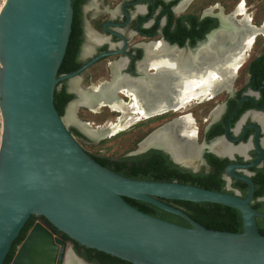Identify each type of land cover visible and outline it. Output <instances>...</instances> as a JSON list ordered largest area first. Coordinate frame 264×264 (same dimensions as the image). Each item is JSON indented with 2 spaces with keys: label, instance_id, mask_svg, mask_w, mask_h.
<instances>
[{
  "label": "water",
  "instance_id": "1",
  "mask_svg": "<svg viewBox=\"0 0 264 264\" xmlns=\"http://www.w3.org/2000/svg\"><path fill=\"white\" fill-rule=\"evenodd\" d=\"M71 2L7 0L0 12V264L33 215L45 217L90 248L132 264H264V234L250 204V179L251 193L244 200L178 181L127 178L96 162L70 132L67 124L86 130L79 118L64 120L55 106L71 32ZM234 15L228 17L239 22ZM256 27L257 36H264V20ZM158 148L179 163L171 151ZM125 196L185 217L192 226L145 213ZM161 199L236 208L243 213L244 230L209 229ZM69 256L78 257L67 241L37 221L10 264H68Z\"/></svg>",
  "mask_w": 264,
  "mask_h": 264
},
{
  "label": "flooded vegetation",
  "instance_id": "2",
  "mask_svg": "<svg viewBox=\"0 0 264 264\" xmlns=\"http://www.w3.org/2000/svg\"><path fill=\"white\" fill-rule=\"evenodd\" d=\"M187 1L72 0L71 32L58 73L61 80L57 85L60 93L71 96L65 104L63 119L70 115L79 100H85V91L113 83L117 76L130 82L149 84L158 73L151 61L161 52L159 45L176 52H197V49L220 34L218 30L222 16L228 17L240 5L239 3L234 9L227 10L220 2L205 0L196 9V0L186 5ZM251 21L254 22L253 17ZM259 37L264 38L257 36L254 39L256 43ZM248 57L249 61L243 62L234 79L226 87H222L217 95L193 102L196 104L192 103L186 109L163 112L130 126V131H137L134 138L136 148L132 154L129 153L131 155L111 157V160L125 158L128 166L136 161L143 167L147 159L164 155L172 165L192 174L194 178L191 182L194 184H204L214 188L213 190L244 200L251 193L250 179L254 184L250 204L256 211V222L261 232L264 231V52L257 55L249 53ZM128 96L126 93L120 95L126 102L133 98ZM116 113L119 120L123 115ZM184 118L188 119L186 125H183ZM117 122L107 121L102 126ZM90 124L92 125L91 122ZM68 128L76 138H92L85 132L87 130H81L74 124ZM167 130L175 131L180 143L188 144L193 140L196 146L201 147L200 156L192 162L188 161L189 163L177 159V163L159 146L141 145L149 134ZM179 131H189L193 133V137L187 138L180 135ZM216 143L228 147L229 152L222 151ZM167 204L184 211L200 224L201 221H210L212 218L233 221V217L239 214L243 223L241 228L244 230L243 213L236 208L237 213L219 206H206L209 209L201 210L190 209L174 201ZM33 216L35 223L42 221L50 228L42 216ZM178 217V224L192 226L187 218L180 215ZM170 222L177 224L175 221ZM55 234L67 241L78 255L72 258L71 264H117L106 256L99 255L96 252L100 251L98 249L90 258L87 249L95 248L69 236L67 238V234L59 229Z\"/></svg>",
  "mask_w": 264,
  "mask_h": 264
},
{
  "label": "bare ground",
  "instance_id": "3",
  "mask_svg": "<svg viewBox=\"0 0 264 264\" xmlns=\"http://www.w3.org/2000/svg\"><path fill=\"white\" fill-rule=\"evenodd\" d=\"M234 16H237L239 22H233L229 17L222 16V29L218 30L220 34L214 36L204 47L197 49V52H176L171 49L166 50L159 45L162 50L151 61L158 73L149 84L141 81L130 82L123 80L124 77L117 76L113 83L85 91V100L73 104L69 119L79 118L76 116V106H84L91 110L99 106H108L114 112L122 113L123 116L118 122L110 124L109 127L93 128L90 123L80 119L88 135L105 139L127 130L143 119L171 110L180 111L193 102L204 101L208 96L217 95L222 87H226L234 79L236 71L240 70L245 62L255 43V36L260 31L251 21L252 17L247 13L245 1L240 2ZM122 93L133 98L126 102L120 97ZM184 121L183 125H186L188 119L184 118ZM174 132L160 131L142 145L164 147L171 151L176 159L185 163L198 158L201 147L196 146L193 140L188 144L180 143ZM179 132L187 138L193 137V133L189 131ZM216 145L222 151L229 152L225 145L222 146L220 143ZM72 260L69 256L68 264L73 263Z\"/></svg>",
  "mask_w": 264,
  "mask_h": 264
},
{
  "label": "trees",
  "instance_id": "4",
  "mask_svg": "<svg viewBox=\"0 0 264 264\" xmlns=\"http://www.w3.org/2000/svg\"><path fill=\"white\" fill-rule=\"evenodd\" d=\"M217 1V0H215ZM238 2L235 1V5ZM238 4V3H237ZM264 20V17L262 21L258 22V25H260ZM71 96H67L62 93H60L57 89L55 91V106L61 116L64 114V109H65V104L67 100ZM92 157L95 159L96 162L100 163L101 165L113 170L114 172L123 175L124 177L135 179V180H149V181H161V182H171V181H178L180 183H185V184H193L197 185L203 188L207 189H214L212 187L206 186L204 184H199L191 182L193 180L194 176L192 174L186 173V171H183L179 169L178 167L172 165L168 158L165 157L164 155H155L152 159H147L146 164L142 167L139 166L136 161L133 162L131 166H128L127 159L122 158L121 160L117 161H112L111 157H108L106 155H100V154H91ZM125 200L133 205L134 207L138 208L139 210L148 213L150 215L159 217L161 219L167 220V221H175L177 224L179 223L178 221V215H174L173 213L162 209L152 203L143 201V200H138L134 199L131 197H124ZM164 202H171L174 201L175 203L185 206L190 209H209L206 208V206H219L220 208L226 209L229 212H238L236 209L221 205L218 203H212V202H192V201H185V200H167V199H161ZM218 211V210H216ZM43 217V216H42ZM48 225L50 226L51 230L56 233L58 230L56 227H54L45 217H43ZM35 216H31L30 219L27 221L25 226L20 232V235L17 237V239L14 241L12 248L7 256V259L4 264H10L11 261L13 260L15 253L17 251L18 246L24 241L26 238L28 232L30 229L33 227L35 224ZM202 225L209 229H215V230H224V231H231V232H237L241 233L243 232L242 227V220L239 214H237L235 217H233V221H225V220H219L217 218H212L210 221H201ZM188 226H191L188 224ZM236 226V227H235ZM262 234H264V231H261ZM67 238L68 235H66ZM90 255V258H92V253L96 249H87ZM99 255L106 256L107 258L113 260L117 264H129L127 261L122 260L116 256H113L111 254L105 253L103 251H97Z\"/></svg>",
  "mask_w": 264,
  "mask_h": 264
},
{
  "label": "rangeland",
  "instance_id": "5",
  "mask_svg": "<svg viewBox=\"0 0 264 264\" xmlns=\"http://www.w3.org/2000/svg\"><path fill=\"white\" fill-rule=\"evenodd\" d=\"M204 1L205 0H196L194 3V5L196 6L194 8L197 9V7L200 6L201 3ZM235 1L237 0H217V2H220L221 5H225L227 10H232L236 7L237 3L239 4L240 2L245 1V3L247 4L246 5L247 13L254 18V22L258 25V22L262 21L264 17V0H238L236 5H235ZM6 2L7 0H0V12L3 5ZM254 45H253L254 48L252 47L251 51L249 52L250 54L257 55L261 52H264L263 37H259L256 45L255 46ZM249 58L250 57L246 58L245 63L249 61ZM195 104L196 103H193V105ZM101 107L103 106H99L97 109L91 110L89 108L87 109V107L85 108L84 106H76V116L83 121H86L88 123L91 122L93 126L91 124L90 125L93 128L95 127L97 128L98 126L100 127L107 121L109 122L118 121L117 119L119 117L118 114L114 112L112 109H110V107L109 108H106L108 106H104V108ZM125 120L126 117L122 121L123 124L125 123ZM67 126L70 127V125L68 124ZM104 127H109V126L105 125ZM130 128L128 127L127 128L128 130L121 131L105 139L77 138V140L83 146V148L90 154H100V155H106L108 157H123L129 153H132L136 148V145L134 143V138L137 134V131H130ZM3 129H4V117L0 105V147H1Z\"/></svg>",
  "mask_w": 264,
  "mask_h": 264
},
{
  "label": "built area",
  "instance_id": "6",
  "mask_svg": "<svg viewBox=\"0 0 264 264\" xmlns=\"http://www.w3.org/2000/svg\"><path fill=\"white\" fill-rule=\"evenodd\" d=\"M0 67H1V63H0Z\"/></svg>",
  "mask_w": 264,
  "mask_h": 264
}]
</instances>
